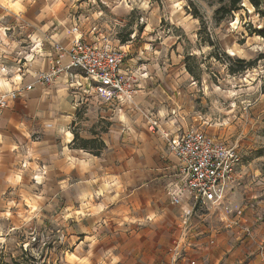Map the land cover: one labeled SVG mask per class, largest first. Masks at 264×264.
I'll use <instances>...</instances> for the list:
<instances>
[{"label": "rangeland", "instance_id": "rangeland-1", "mask_svg": "<svg viewBox=\"0 0 264 264\" xmlns=\"http://www.w3.org/2000/svg\"><path fill=\"white\" fill-rule=\"evenodd\" d=\"M85 1L93 5L79 6L76 16L86 25L97 24L114 44L124 45L125 63L140 67L134 80L140 100L136 108L116 105L117 110L83 105L72 130L103 136L123 128L118 115L126 116L130 128L141 117V128L148 123L146 115L168 119L171 109H179L186 123L241 152L243 178L231 190L240 202L229 206L227 197L223 210L195 209L186 223L182 208L172 205L166 192L160 193L164 200L159 195L154 204L136 206L126 185L118 205L100 215L73 216L76 207H67L62 195L53 207L35 201L41 181L37 171L25 186L28 196L21 212L0 219L1 258L11 263L27 250L39 264H168L173 253L186 258L193 240L204 242L205 252L224 245L227 257L241 239L226 231L225 222L247 213L252 219L243 238L250 248L247 257L264 264V226L255 231L264 225V15L248 0L237 10L219 14L218 0ZM130 141L132 151L136 146ZM115 148L111 146L110 153ZM233 207L239 209L232 214ZM192 261L210 263L193 256L186 264Z\"/></svg>", "mask_w": 264, "mask_h": 264}, {"label": "crops", "instance_id": "crops-1", "mask_svg": "<svg viewBox=\"0 0 264 264\" xmlns=\"http://www.w3.org/2000/svg\"><path fill=\"white\" fill-rule=\"evenodd\" d=\"M84 5L93 4L85 0H0V84L5 89L33 84L32 89L25 91L0 116V219L21 212L28 196L25 186L37 171L41 181H37L40 184L35 201L53 207L62 195L67 199V207H76V213H71L73 216L100 215L105 209L118 205L123 200L126 185L132 188L134 205L154 204L162 191L169 196L167 187L177 172V159L169 151L164 134L174 136L188 127H197L186 123L185 114L173 108L168 119L151 115L160 131L150 128L151 118L148 117L142 129L141 117L130 128L124 114L118 115L123 128L103 136L79 135L72 130L75 113L83 105L119 109L118 104L105 102L90 90L85 79L76 76L73 79L70 73H76L75 69L62 72L51 84L37 80L40 73L70 63L68 50L74 36L70 29L74 24H81L84 38H92L90 29L95 23L86 25L76 16L78 7ZM59 47L64 49L59 50ZM125 65L137 80L140 67ZM70 81H79L80 85H72ZM139 95L135 92L136 105ZM75 134L103 140L105 148L101 155L80 147L75 142ZM130 140H134L136 146L132 151L134 145ZM111 146L116 147V152L110 153ZM34 178L38 180V175ZM231 195L229 206L240 202L235 194ZM160 198L165 199L161 195ZM172 205L182 211L188 208ZM238 209L233 207L232 210ZM249 210L254 212L253 208ZM251 223L247 213L245 216L236 214L225 222L226 231L241 239V244L227 257H223L224 245L205 252L202 250L204 242L193 240L192 251L186 258L178 259L180 257L173 253L167 263L186 264L187 258L198 256L210 261L209 264H219L222 260L223 264H258V260L248 259L249 244L243 240ZM263 226L255 229L256 234ZM221 237L224 238L223 233Z\"/></svg>", "mask_w": 264, "mask_h": 264}, {"label": "built area", "instance_id": "built-area-1", "mask_svg": "<svg viewBox=\"0 0 264 264\" xmlns=\"http://www.w3.org/2000/svg\"><path fill=\"white\" fill-rule=\"evenodd\" d=\"M70 32L74 35L68 50L70 63L40 73L37 80L51 84L62 72L75 69L76 73H70L71 77L88 81L90 90L103 101L136 108L135 78L133 71L125 65L127 50L124 45L114 44L111 36L99 29L97 24L90 29L91 39L84 38L79 22L73 25ZM63 49L59 47V50ZM70 84L80 85V82L70 81ZM32 87L33 84H28L5 89L0 84V116ZM146 117L151 118V115ZM150 128L160 131L157 121L152 118ZM164 137L169 151L177 159V172L167 189L173 204L189 207L182 212L184 222H190L194 210L198 208L223 210L226 198L229 199L243 178L244 161L238 148L198 127H188L174 136L164 134ZM180 246L181 243L177 242L176 248ZM192 263L195 264V261Z\"/></svg>", "mask_w": 264, "mask_h": 264}, {"label": "trees", "instance_id": "trees-1", "mask_svg": "<svg viewBox=\"0 0 264 264\" xmlns=\"http://www.w3.org/2000/svg\"><path fill=\"white\" fill-rule=\"evenodd\" d=\"M242 2L243 0H218V3L221 6L216 10V13L219 14L224 10H227L228 12L237 10L240 3ZM248 2L254 5L258 9V11H260L264 15V11H262L261 9L263 0H248ZM260 33L262 34V36H264V30L260 31ZM122 41L125 42V39ZM76 141L80 147L88 150L94 155H101L105 148L104 141L99 139L98 137L82 138L78 134H75V142ZM1 257L2 255H0V264H39L38 260L27 250L22 251V254L18 257H12L10 259L11 263H7Z\"/></svg>", "mask_w": 264, "mask_h": 264}]
</instances>
